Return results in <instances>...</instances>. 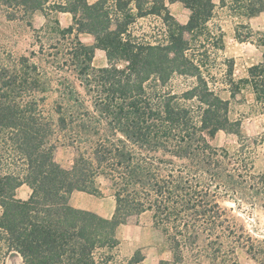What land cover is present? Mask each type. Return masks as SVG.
Listing matches in <instances>:
<instances>
[{
  "label": "trees",
  "instance_id": "trees-1",
  "mask_svg": "<svg viewBox=\"0 0 264 264\" xmlns=\"http://www.w3.org/2000/svg\"><path fill=\"white\" fill-rule=\"evenodd\" d=\"M166 3L189 11L185 24ZM226 3L238 18L264 13V0H220ZM215 8L213 0H0L9 21L70 15L66 28L55 18L53 30L58 41L70 40L63 56L84 91L83 97L60 84L73 111L65 114L66 105L56 103L53 118L36 63L26 56L0 60V250L16 253L22 264H140V249L125 261L115 260L113 251L117 229L148 212L172 255L160 264H182L187 256L236 264L235 249L223 250L226 239L243 237L242 226L234 236L237 224L221 205L230 161L209 143L220 131L241 136L240 122L228 117V101L204 76ZM146 17L161 20L160 40L133 35L131 26ZM81 34L93 43H82ZM96 50L104 52V67L93 66ZM232 76L230 64V96L247 85L264 108V54L244 78ZM174 78L192 83L175 92ZM59 145L73 151L68 169L55 160ZM100 178L114 200L110 219L69 204L74 192L101 195ZM22 185L30 190L25 200L16 198Z\"/></svg>",
  "mask_w": 264,
  "mask_h": 264
},
{
  "label": "rangeland",
  "instance_id": "rangeland-1",
  "mask_svg": "<svg viewBox=\"0 0 264 264\" xmlns=\"http://www.w3.org/2000/svg\"><path fill=\"white\" fill-rule=\"evenodd\" d=\"M89 2L93 0H88ZM216 8L207 24L210 41L206 43L207 68L204 73L210 87L229 103L228 117L231 121L241 124V136L232 133L218 132L209 140L213 148L223 150L228 154L229 171L228 193L221 199V205L226 208L236 222L234 236H239L243 228V237L239 243L225 240L224 251L233 247L236 264H264V108L257 103L249 86H240L234 97L230 96V87L225 78L227 68L232 64L235 81L246 76V70L252 64L260 61L264 54V13L242 19L234 16L226 3L221 6L220 0H213ZM171 16L180 24L189 17V11L181 4L168 8ZM57 19L62 28L72 23L70 15H44L36 13L29 19L9 21L0 10V60L7 56H26L36 63L48 86L45 110L53 118V107L56 103L66 105L63 99L62 85L73 87L84 97V91L79 85L69 62H65L63 47L70 40H59L53 30V21ZM134 36L153 40L163 37L164 27L156 17L138 19L132 26ZM218 36L221 37L219 43ZM84 44H92L93 38L87 34L79 35ZM56 51L59 53L56 57ZM106 64L104 52L96 50L93 66L104 67ZM192 83L191 79L174 78L170 87L175 92L185 90ZM62 84V85H60ZM66 112L73 111L65 106ZM55 160L68 169L72 165L73 151L70 148L59 147L54 154ZM101 195L94 196L82 192H74L72 202L79 201L76 196H84L82 202L99 211L112 212L114 200L108 183L98 179ZM30 190L22 185L16 190V198L25 200ZM81 201V200H80ZM70 204V202H69ZM233 231V232H234ZM231 234V232H230ZM118 247L113 251L115 260L125 261L136 249H140L143 261L140 264H160L171 261L166 237L153 227L151 214L146 212L138 217H131L127 223L117 229ZM238 240V239H237ZM0 264H22L16 253L0 250ZM182 264H207L205 260L195 262L191 257H185Z\"/></svg>",
  "mask_w": 264,
  "mask_h": 264
},
{
  "label": "crops",
  "instance_id": "crops-1",
  "mask_svg": "<svg viewBox=\"0 0 264 264\" xmlns=\"http://www.w3.org/2000/svg\"><path fill=\"white\" fill-rule=\"evenodd\" d=\"M88 1V0H87ZM95 1H97V0H93V1H91V2H89V3H93V2H95ZM180 3H166V6L168 7V8H170V7H176L177 5H179ZM182 5V4H181ZM68 15V14H67ZM188 20V19H187ZM186 20V21H187ZM186 22H184V24H185ZM73 193L71 194V196H70V199H69V202H70V205L73 207V208H76V209H80V210H84V211H89V212H92V213H95L96 215H98V216H100V217H102V218H105V219H110V217H111V215H112V212H108V214H106L105 215V213H107V211L104 213V211H99V209H96V208H92L91 206H89L88 204H86L85 205V203H83L82 202V200L84 199H86V198H82V197H84V196H76V197H78V199H79V201L77 200V201H74V202H72V199H73ZM81 200V201H80Z\"/></svg>",
  "mask_w": 264,
  "mask_h": 264
}]
</instances>
